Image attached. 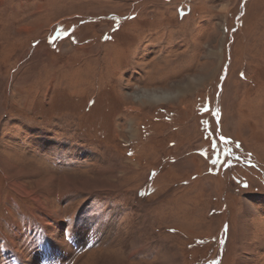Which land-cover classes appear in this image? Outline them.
<instances>
[{
  "label": "rangeland",
  "instance_id": "rangeland-1",
  "mask_svg": "<svg viewBox=\"0 0 264 264\" xmlns=\"http://www.w3.org/2000/svg\"><path fill=\"white\" fill-rule=\"evenodd\" d=\"M2 2L0 264H264V0Z\"/></svg>",
  "mask_w": 264,
  "mask_h": 264
},
{
  "label": "bare ground",
  "instance_id": "bare-ground-1",
  "mask_svg": "<svg viewBox=\"0 0 264 264\" xmlns=\"http://www.w3.org/2000/svg\"><path fill=\"white\" fill-rule=\"evenodd\" d=\"M153 98H158L159 96L157 95V94H155V95H151ZM4 164H6V165H4V167H6V169H7V171H8V173L9 172H12L13 171V169L12 168H10L11 166H10V164L8 163V162H4ZM56 180V178L54 177H52V178H50V179H47V180H44L43 182H42V187H44V185H47V182H45V181H48V182H50V181H52L51 182V184H53V182ZM61 182L63 183V188H67L68 186H70L71 185V182H70V180L68 179V178H64V179H62L61 180ZM86 183V182H85ZM86 186V185H85ZM51 187H53L52 189H55L54 188V186H51ZM88 189V188H87ZM58 234V233H57ZM57 240V239H56ZM136 243V242H135ZM134 243V244H135ZM166 256V255H165ZM29 262H30V264H33V262H35L36 260L34 259H27Z\"/></svg>",
  "mask_w": 264,
  "mask_h": 264
},
{
  "label": "crops",
  "instance_id": "crops-1",
  "mask_svg": "<svg viewBox=\"0 0 264 264\" xmlns=\"http://www.w3.org/2000/svg\"><path fill=\"white\" fill-rule=\"evenodd\" d=\"M0 6H5V3H3V2H2V3H0ZM92 247H93V246H92Z\"/></svg>",
  "mask_w": 264,
  "mask_h": 264
}]
</instances>
